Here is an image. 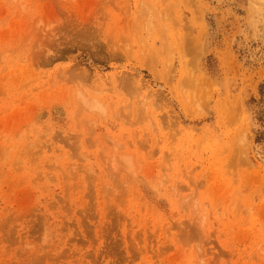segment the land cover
I'll use <instances>...</instances> for the list:
<instances>
[{
	"label": "rangeland",
	"instance_id": "obj_1",
	"mask_svg": "<svg viewBox=\"0 0 264 264\" xmlns=\"http://www.w3.org/2000/svg\"><path fill=\"white\" fill-rule=\"evenodd\" d=\"M235 5L0 0V264H264V34Z\"/></svg>",
	"mask_w": 264,
	"mask_h": 264
},
{
	"label": "bare ground",
	"instance_id": "obj_2",
	"mask_svg": "<svg viewBox=\"0 0 264 264\" xmlns=\"http://www.w3.org/2000/svg\"><path fill=\"white\" fill-rule=\"evenodd\" d=\"M214 1L216 2L217 5H224V6L236 4L235 5L236 7L238 6L244 11L243 18L247 21V24L249 25L248 27L256 28L257 30L261 31L262 34H264V0H214ZM251 30L252 29H250V31Z\"/></svg>",
	"mask_w": 264,
	"mask_h": 264
}]
</instances>
